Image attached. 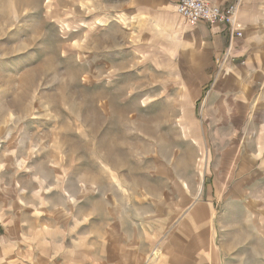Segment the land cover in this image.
I'll use <instances>...</instances> for the list:
<instances>
[{"label": "rangeland", "instance_id": "1", "mask_svg": "<svg viewBox=\"0 0 264 264\" xmlns=\"http://www.w3.org/2000/svg\"><path fill=\"white\" fill-rule=\"evenodd\" d=\"M132 10L0 0V257L174 264L206 235L232 264L264 251V56L190 72Z\"/></svg>", "mask_w": 264, "mask_h": 264}, {"label": "crops", "instance_id": "2", "mask_svg": "<svg viewBox=\"0 0 264 264\" xmlns=\"http://www.w3.org/2000/svg\"><path fill=\"white\" fill-rule=\"evenodd\" d=\"M212 5L227 7L234 0H208ZM178 0H131L132 15L145 17L150 23H162L166 30L167 42L176 43L177 55L186 53L190 63V72L208 70L210 62L216 58H223L229 46L230 59L237 57L264 56V0H242L236 18V29L241 32L240 38L230 41L226 26L211 27L206 24H198L190 27L185 19L175 12ZM163 29V28H162ZM175 40V41H174ZM230 67L232 65L226 64ZM198 214V213H197ZM249 226V225H248ZM247 226V228H248ZM253 226V225H252ZM257 227V226H253ZM264 230V229H263ZM199 241L194 240L176 251L178 256L174 264H232V243L226 239L216 245L213 239H207L208 235L201 236ZM204 237V238H203ZM236 247L243 248V241L235 243ZM217 249V251H215ZM241 255V256H240ZM235 262L247 264L256 262L264 264V251H256V259H247L241 252ZM245 255V258H243ZM10 257H0V264H15ZM251 261V262H250Z\"/></svg>", "mask_w": 264, "mask_h": 264}, {"label": "built area", "instance_id": "3", "mask_svg": "<svg viewBox=\"0 0 264 264\" xmlns=\"http://www.w3.org/2000/svg\"><path fill=\"white\" fill-rule=\"evenodd\" d=\"M242 0H234L227 7L212 5L208 0H178L175 12L186 20L190 27L198 24H206L211 27L226 26L229 32L230 41L233 38H240L241 32L236 29V14ZM230 46L225 53V58L230 57ZM221 63H225L226 60ZM222 59L216 58L215 62L220 63Z\"/></svg>", "mask_w": 264, "mask_h": 264}, {"label": "bare ground", "instance_id": "4", "mask_svg": "<svg viewBox=\"0 0 264 264\" xmlns=\"http://www.w3.org/2000/svg\"><path fill=\"white\" fill-rule=\"evenodd\" d=\"M237 14H238V11H237ZM237 14H236V18H237ZM198 210H195L194 213H197ZM157 253H153V258L156 257Z\"/></svg>", "mask_w": 264, "mask_h": 264}]
</instances>
